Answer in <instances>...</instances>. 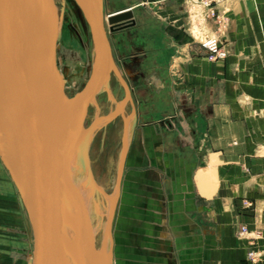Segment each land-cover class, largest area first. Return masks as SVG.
I'll list each match as a JSON object with an SVG mask.
<instances>
[{"label": "crops", "instance_id": "crops-1", "mask_svg": "<svg viewBox=\"0 0 264 264\" xmlns=\"http://www.w3.org/2000/svg\"><path fill=\"white\" fill-rule=\"evenodd\" d=\"M215 7L224 58L194 34L190 0H105L106 14L133 9L120 34H143L121 68L136 102L124 207L139 228L115 236L119 264H255L243 225L264 245V0Z\"/></svg>", "mask_w": 264, "mask_h": 264}, {"label": "water", "instance_id": "water-1", "mask_svg": "<svg viewBox=\"0 0 264 264\" xmlns=\"http://www.w3.org/2000/svg\"><path fill=\"white\" fill-rule=\"evenodd\" d=\"M76 1L90 22L98 54L82 90L67 96L56 62V27L46 0H0V16L14 11L18 17L23 16L27 25L28 85L21 91L26 97L24 106L18 103L11 83L0 72V155L15 180L31 222L33 264H64L69 227L74 226L80 233L76 264H104L106 246L113 237V220L129 150V127L136 121L133 89L116 60L108 32V25L114 30L120 24L133 22V9L111 12L106 19L105 0ZM112 73L125 90L119 111L128 102L133 111L123 120L115 191L113 195L105 192L109 204L107 237L97 249L89 213L71 184L69 164L77 146L92 185L102 189L93 174L90 131L85 132L84 126L91 97L101 84L109 89ZM4 107L11 111L12 123L4 115ZM115 116L106 115L110 119Z\"/></svg>", "mask_w": 264, "mask_h": 264}, {"label": "rangeland", "instance_id": "rangeland-1", "mask_svg": "<svg viewBox=\"0 0 264 264\" xmlns=\"http://www.w3.org/2000/svg\"><path fill=\"white\" fill-rule=\"evenodd\" d=\"M46 2L52 13L56 27L57 68L64 80L65 93L67 96H73L84 87L90 76L94 61L95 43L90 22L76 0H46ZM142 6L146 5L143 4ZM137 9L139 8L137 7ZM190 10L194 22H197L195 26L200 24L197 27V33L194 32L196 37L200 39L204 36L203 32H207L206 23L207 25L210 24L209 21L206 22L205 20L208 7L199 3H191ZM130 23L131 21L120 24L114 30H111L108 25V32L113 42L115 57L121 68L128 64V60L125 62V56L129 52V41L140 43L143 39L140 29H137L130 37L129 35L127 37L124 34H120L125 27L131 25ZM152 37L154 38L153 35ZM111 81V91L105 90L99 96L95 94L96 96L93 95L91 97L84 126L85 129L91 126L93 115L96 112L101 110L104 113L103 116H105L113 111L114 107L112 106L110 96H113L116 100L123 98L125 93L124 87L114 74H112ZM94 97H100V100H102L100 103L101 107H97L94 103L96 100L93 99ZM132 111L133 106L128 104L124 113L128 116ZM123 120L124 116L119 115L110 122L98 126L92 133L89 156L97 182L102 180L104 183H108L110 177H114L117 174L122 148ZM133 127L134 124H132V129ZM0 170L2 171V175L0 176V262L2 264H33L34 236L31 222L21 194L1 155ZM129 170V164H127V167L125 165L124 174L126 176L121 183L116 209L117 213L115 212L116 216L113 221L114 236L123 232L124 229L131 234H136L139 228L137 220L139 218V210H132L128 206H126V209L124 207L126 189L131 184ZM114 188L111 185L107 187V191L112 192ZM136 196L139 195L136 194ZM125 214L130 219H133V222L130 221L128 225L122 222L123 215ZM119 262L118 256L116 260L114 257L113 264H119Z\"/></svg>", "mask_w": 264, "mask_h": 264}, {"label": "bare ground", "instance_id": "bare-ground-1", "mask_svg": "<svg viewBox=\"0 0 264 264\" xmlns=\"http://www.w3.org/2000/svg\"><path fill=\"white\" fill-rule=\"evenodd\" d=\"M108 15L109 13L106 14L105 12L106 19ZM26 27H27L26 21L23 18V16L18 17L14 11L3 13L0 16V72L3 73V75H5V77L11 83L13 87V95L21 106H24L26 101L25 93H21V91L26 89L28 85L29 59H28V49H27ZM194 32L197 33V26L194 27ZM97 54H98V47L95 46L94 59L96 58ZM111 83L112 81H110V87L108 89L109 91H111ZM103 86L104 85L101 84V86L95 92L96 95L99 96L103 91L106 90L105 88H103ZM110 97H111L112 106L114 107L113 111L110 113L116 115L114 118H116L119 115L128 117L129 115L128 116L125 115L124 112L127 105L131 104V102H128L124 107V109L122 111H119L121 100H116L113 96ZM93 99H96L94 103L97 105V107L98 106L101 107L100 103L102 100H100V97L97 98L94 97ZM135 108H136V102H135ZM2 111L4 112V115L7 118V120H9V122L12 123V119H14V117L11 111L9 112L6 111L5 107L3 108ZM1 115L3 116L2 112ZM103 115L104 113L101 110L99 112H96L93 115V121L95 122L89 128L85 129V132L90 131L89 149H90V139L93 131H95V129L98 126L108 123L114 119V118L110 119L106 117V115L103 117ZM14 122L17 123L16 118ZM132 130L133 129L131 122L128 133L129 144L131 141ZM69 170H70L71 184L75 189V191L79 194L83 202L85 203V206L87 208L93 226L96 247L97 249H100L107 237V226H108V218H109V204L107 202L105 192H108L107 187H110L111 185L115 187L117 182V174L114 177L111 176L110 181L108 183H104L102 180L98 181V184L101 186L102 189L93 186L92 181L89 177L88 169L81 160V157L77 150V146H75L73 154L71 156ZM114 191L112 192L110 191L108 193L113 195ZM68 238L69 241L65 249L64 264H76L80 253V233L75 226L69 227ZM115 244H116L115 236L113 233V237L111 240L109 239L106 246L105 254L103 256L104 264H113V259L116 253Z\"/></svg>", "mask_w": 264, "mask_h": 264}, {"label": "built area", "instance_id": "built-area-1", "mask_svg": "<svg viewBox=\"0 0 264 264\" xmlns=\"http://www.w3.org/2000/svg\"><path fill=\"white\" fill-rule=\"evenodd\" d=\"M191 3H199L208 7V13L206 15V22L209 21V25L206 23L207 32L204 31V36L199 39L201 45L208 51V53L214 58H224L228 54V50L221 40V32L227 25V17L222 16L215 7V0H190ZM189 11L191 12L190 8ZM192 14V12H191ZM200 25V24H199ZM199 25L197 27H199ZM198 39V37H197ZM264 148V144L262 145ZM250 229L247 225H243L240 229L241 235H246L251 239V245L247 250V259L255 264L264 262V245L258 243V239L262 238V231L256 230L250 233Z\"/></svg>", "mask_w": 264, "mask_h": 264}]
</instances>
